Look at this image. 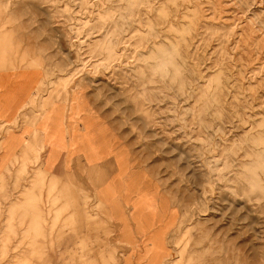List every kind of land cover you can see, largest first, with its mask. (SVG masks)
I'll return each mask as SVG.
<instances>
[{
	"label": "rangeland",
	"instance_id": "obj_1",
	"mask_svg": "<svg viewBox=\"0 0 264 264\" xmlns=\"http://www.w3.org/2000/svg\"><path fill=\"white\" fill-rule=\"evenodd\" d=\"M9 70L37 78L32 126L80 95L111 136L84 122L83 155L116 170H28L33 133L0 172V264H264V0H0Z\"/></svg>",
	"mask_w": 264,
	"mask_h": 264
},
{
	"label": "crops",
	"instance_id": "obj_2",
	"mask_svg": "<svg viewBox=\"0 0 264 264\" xmlns=\"http://www.w3.org/2000/svg\"><path fill=\"white\" fill-rule=\"evenodd\" d=\"M36 86L35 75L21 70L0 73V126L10 127L9 134H3L0 140V172L5 173L7 168L15 171L18 166H11L14 156L19 154L21 147L33 133L40 132L44 148L38 161L29 165L28 170L40 167L49 175L62 180L69 174L73 179L82 181L83 185L89 179H96L95 176H90V164L104 167L110 165L113 169L108 171V179H114L116 167L112 154L95 162L83 155V149L89 142V131L85 129L84 122H94V129L91 131L93 142L98 144L104 136L109 139L111 136L80 95L75 111L69 107V102L55 101L34 126L29 123L31 117L36 115L28 104L35 94ZM112 222L116 231L114 236L118 239L121 224L116 219H112Z\"/></svg>",
	"mask_w": 264,
	"mask_h": 264
}]
</instances>
